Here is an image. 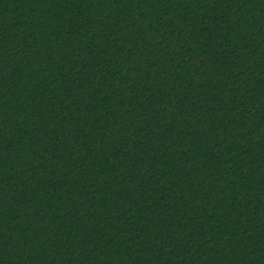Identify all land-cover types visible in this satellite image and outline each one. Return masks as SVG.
I'll list each match as a JSON object with an SVG mask.
<instances>
[{"label":"trees","instance_id":"trees-1","mask_svg":"<svg viewBox=\"0 0 264 264\" xmlns=\"http://www.w3.org/2000/svg\"><path fill=\"white\" fill-rule=\"evenodd\" d=\"M0 264H264V0H0Z\"/></svg>","mask_w":264,"mask_h":264}]
</instances>
